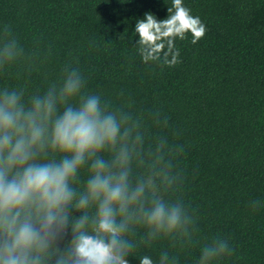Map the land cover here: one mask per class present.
Segmentation results:
<instances>
[{
	"label": "clouds",
	"instance_id": "clouds-1",
	"mask_svg": "<svg viewBox=\"0 0 264 264\" xmlns=\"http://www.w3.org/2000/svg\"><path fill=\"white\" fill-rule=\"evenodd\" d=\"M133 31L142 63L174 67L181 62L176 41L190 34L195 45L207 29L183 0H171L166 18L146 12ZM38 59L5 25L0 71L23 65L30 72ZM86 83L68 63L43 92L0 88V264H129L134 253L164 243L138 264H180L175 250L192 245L198 231L184 201L169 198L182 185L175 161L184 146L86 91ZM151 123L166 127L167 117ZM250 206L256 211L264 201ZM234 252L217 235L196 264Z\"/></svg>",
	"mask_w": 264,
	"mask_h": 264
},
{
	"label": "trees",
	"instance_id": "trees-1",
	"mask_svg": "<svg viewBox=\"0 0 264 264\" xmlns=\"http://www.w3.org/2000/svg\"><path fill=\"white\" fill-rule=\"evenodd\" d=\"M206 26L195 45L176 41L180 63L144 64L134 46L137 19L167 16L171 0H0V34L9 25L39 59L0 71V88L46 90L71 63L99 92L149 124L153 134L184 146L175 163L180 198L197 218L194 243L175 250L196 264L201 246L217 235L235 252L214 264H264V0H183ZM154 111H159L156 116ZM167 117V126L151 120ZM164 243L129 257H156Z\"/></svg>",
	"mask_w": 264,
	"mask_h": 264
}]
</instances>
